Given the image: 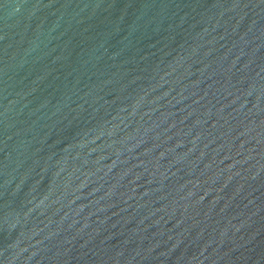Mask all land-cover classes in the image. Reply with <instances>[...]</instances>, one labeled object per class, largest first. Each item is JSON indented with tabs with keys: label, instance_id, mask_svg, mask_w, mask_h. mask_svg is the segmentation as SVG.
Wrapping results in <instances>:
<instances>
[{
	"label": "water",
	"instance_id": "1",
	"mask_svg": "<svg viewBox=\"0 0 264 264\" xmlns=\"http://www.w3.org/2000/svg\"><path fill=\"white\" fill-rule=\"evenodd\" d=\"M0 264H264V0H0Z\"/></svg>",
	"mask_w": 264,
	"mask_h": 264
}]
</instances>
